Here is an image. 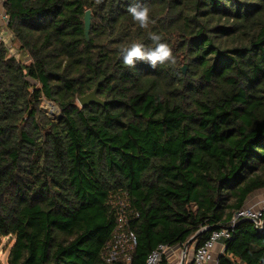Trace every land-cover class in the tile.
<instances>
[{
  "label": "trees",
  "instance_id": "obj_1",
  "mask_svg": "<svg viewBox=\"0 0 264 264\" xmlns=\"http://www.w3.org/2000/svg\"><path fill=\"white\" fill-rule=\"evenodd\" d=\"M137 4L150 10L147 29L127 11ZM4 7L20 53L0 45V237L13 240L8 264H128L127 257L146 264L161 245L193 240L197 250L224 228L232 238L219 264H264V229L247 221L231 228L264 190V0ZM151 33L176 63L124 65L120 50L153 46ZM97 84L107 105L82 108L78 98ZM46 101L58 120L42 109ZM122 209L137 245L108 262Z\"/></svg>",
  "mask_w": 264,
  "mask_h": 264
},
{
  "label": "built area",
  "instance_id": "obj_2",
  "mask_svg": "<svg viewBox=\"0 0 264 264\" xmlns=\"http://www.w3.org/2000/svg\"><path fill=\"white\" fill-rule=\"evenodd\" d=\"M0 20L2 25H0V45H4L8 48L10 54L13 57H20L19 45L16 43V39L12 32L8 29L9 17L5 11L0 13ZM27 64L30 63L29 58L25 59ZM138 217V214L136 215ZM241 221H250L254 224L255 228L258 230L264 229V200L258 206H244L241 210L236 212L231 220V228ZM232 238V233L230 228H224L222 230L214 231L211 234L209 241L206 244L197 249L193 255L192 264H206L211 260V253L214 245L223 240L224 242ZM137 245L136 235L129 229L128 217L125 211L122 209L119 212L118 226L114 233V241L110 246V251L108 255V262L115 261L120 254L128 256V252L133 250ZM169 249L167 246H159L155 251H153L146 264H163L166 252ZM127 263L129 264L131 259L127 257Z\"/></svg>",
  "mask_w": 264,
  "mask_h": 264
},
{
  "label": "clouds",
  "instance_id": "obj_3",
  "mask_svg": "<svg viewBox=\"0 0 264 264\" xmlns=\"http://www.w3.org/2000/svg\"><path fill=\"white\" fill-rule=\"evenodd\" d=\"M127 11L130 13L133 21L142 29H147L150 23H154L150 19V10L146 5L137 4L129 6ZM150 39L153 44L151 47H146L142 43H133L129 47L122 48L120 52L123 64L130 68H135L137 61H143L148 63L150 67L156 68L158 64L176 63L171 47L167 43L162 42L160 35L151 33ZM179 247L182 248L181 246ZM187 254L188 251L186 254L183 252L184 257Z\"/></svg>",
  "mask_w": 264,
  "mask_h": 264
},
{
  "label": "crops",
  "instance_id": "obj_4",
  "mask_svg": "<svg viewBox=\"0 0 264 264\" xmlns=\"http://www.w3.org/2000/svg\"><path fill=\"white\" fill-rule=\"evenodd\" d=\"M5 2L6 0H0V13L2 11H5ZM0 25H2V22L0 20ZM264 200V190L259 191L255 194H253L247 201L245 206H258L260 203ZM184 247V246H183ZM180 247H173L169 248L166 252L165 261L167 264H192L193 261V255L195 252V246H191L188 249V254L186 257H184L183 252L184 249ZM226 253V246L225 242L223 240L218 241L212 250L211 253V260L208 261L206 264H219V261L222 256H224ZM237 264H240L237 261Z\"/></svg>",
  "mask_w": 264,
  "mask_h": 264
},
{
  "label": "water",
  "instance_id": "obj_5",
  "mask_svg": "<svg viewBox=\"0 0 264 264\" xmlns=\"http://www.w3.org/2000/svg\"><path fill=\"white\" fill-rule=\"evenodd\" d=\"M84 23H85V36L87 41L90 40V30H91V24H92V15H91V11H87L85 18H84ZM187 68L184 67L183 68V72L184 74H186ZM98 87L99 84H97L96 89L91 92L90 94L83 96V97H79L78 98V103L82 108H86L88 106L91 105H98V106H102L105 107L107 105V103L105 101H103L102 99L99 98L98 96ZM250 222V221H247ZM251 223V222H250ZM192 241H189L185 246H184V253L186 254L189 247L192 245Z\"/></svg>",
  "mask_w": 264,
  "mask_h": 264
},
{
  "label": "rangeland",
  "instance_id": "obj_6",
  "mask_svg": "<svg viewBox=\"0 0 264 264\" xmlns=\"http://www.w3.org/2000/svg\"><path fill=\"white\" fill-rule=\"evenodd\" d=\"M42 109L47 113V115L53 120L56 121L59 119L60 111L57 106L50 104L49 102H44ZM57 110V115H52V111ZM56 112V111H55ZM13 245V240L8 238L0 237V264H8V255L11 246Z\"/></svg>",
  "mask_w": 264,
  "mask_h": 264
},
{
  "label": "bare ground",
  "instance_id": "obj_7",
  "mask_svg": "<svg viewBox=\"0 0 264 264\" xmlns=\"http://www.w3.org/2000/svg\"><path fill=\"white\" fill-rule=\"evenodd\" d=\"M55 111H52V115H54V116L57 115V110H55Z\"/></svg>",
  "mask_w": 264,
  "mask_h": 264
}]
</instances>
